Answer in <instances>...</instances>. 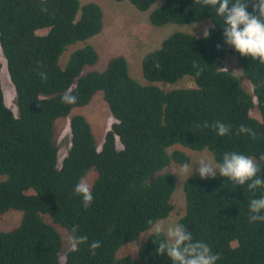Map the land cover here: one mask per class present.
Returning a JSON list of instances; mask_svg holds the SVG:
<instances>
[{
    "label": "trees",
    "instance_id": "trees-1",
    "mask_svg": "<svg viewBox=\"0 0 264 264\" xmlns=\"http://www.w3.org/2000/svg\"><path fill=\"white\" fill-rule=\"evenodd\" d=\"M113 1L148 12L155 27L207 23L209 36L172 34L144 57L147 84H141L123 56L104 72L85 70L99 60L98 49L87 43L103 30L99 4L0 0V46L19 110L7 103L0 63V219L10 211L22 216L13 229H0V264H171L157 253L148 221L179 211L177 177L165 169L190 164L185 149L209 150L217 163L226 152L243 153L264 177V63L224 45L221 20L195 0ZM231 56L235 64L226 65ZM183 78L192 84L157 85ZM66 91L77 97L75 104L62 103ZM98 92L115 119L101 148L87 117L76 112ZM64 119L70 120L71 146L60 164L55 137ZM216 121L231 125L232 133L218 136L211 127ZM240 125L257 138L237 136ZM91 171L98 173L94 181ZM86 175L94 196L87 209L74 195ZM183 192L185 211L177 223L219 256L217 264H264V222H250L248 210L264 189L249 191L217 174L190 176ZM77 225V235L89 243L73 247L69 237ZM92 241L101 243L95 255Z\"/></svg>",
    "mask_w": 264,
    "mask_h": 264
},
{
    "label": "clouds",
    "instance_id": "clouds-1",
    "mask_svg": "<svg viewBox=\"0 0 264 264\" xmlns=\"http://www.w3.org/2000/svg\"><path fill=\"white\" fill-rule=\"evenodd\" d=\"M195 3L210 9L221 20L224 45L232 47L241 57H250L264 63V0H195ZM250 5L252 6L251 12L248 10ZM42 11L46 12L47 9L43 8ZM203 35L208 38V31L205 30ZM220 48L221 45H217L218 51ZM61 101L71 105L77 102V97L70 91H66L61 96ZM7 103L11 108L15 106L16 112L12 110L15 114L19 112L14 99L12 102L7 100ZM203 127L207 128L209 125L205 123ZM211 127L220 137L232 133V126L220 121H216ZM236 135H246L253 140L257 138V134L246 125H240L236 129ZM259 159L264 161V154H261ZM196 165L198 167L195 171L201 179H215L218 172L220 176L236 185H247L249 191L264 189V177L258 175L261 172L260 165L253 157L243 153L226 152L220 163L201 158ZM180 171L188 174L189 177L193 173V166L190 168L189 164L184 163ZM74 195L82 199L85 209L92 204L94 199L92 184L87 175L82 176L75 184ZM248 210L250 222H264V195L251 199ZM148 224L149 231L157 238V253L166 255L171 264H217L219 256L213 254L203 241L194 240L191 232L182 224H165L163 221L154 222L152 220H149ZM78 231V225L71 230L69 242L73 247L89 243L87 236L77 235ZM100 247L99 241H92L89 244L92 255H95Z\"/></svg>",
    "mask_w": 264,
    "mask_h": 264
},
{
    "label": "rangeland",
    "instance_id": "rangeland-1",
    "mask_svg": "<svg viewBox=\"0 0 264 264\" xmlns=\"http://www.w3.org/2000/svg\"><path fill=\"white\" fill-rule=\"evenodd\" d=\"M80 1L82 5L89 2H95L101 6L104 12L102 32L87 41L88 44L98 49L99 60L94 67H87L85 70L89 69L90 71L104 72L111 59L123 56L128 61L131 77L141 84H147L142 68L144 57L152 51L159 49L165 39L180 31L190 34L192 33L197 36H204V31L209 29V24L207 23L190 24L187 26L169 23L160 27H155L149 21V13L138 11L129 1L122 3L113 0ZM231 59L232 60L226 62V65L230 64V66H232L235 64L236 59L232 56ZM0 63L2 64V83L5 89V95L7 99L12 102L13 90L9 86V83L11 84V82L7 71V62L4 54L2 53L1 46ZM183 79V81L181 80L182 82L179 81L175 84L157 83V85L165 88L166 90H171L173 88L192 84L189 78ZM12 108L15 109V106L13 105ZM76 112H81V114L87 117L92 126L94 135L96 136L98 147L101 148L106 132L111 129L112 124L115 122V119L104 99L103 93H96L89 105L80 108V110H76ZM70 137V120H60L55 137V141L59 146L60 162H62L68 154L69 147L71 146ZM185 151L191 156V163L189 165L190 168L193 166V173L190 176L198 175L195 171L198 167L196 163L201 158H206L217 163L214 154L209 150L192 151L190 149H185ZM180 167V164L173 163L165 169L166 172L173 173L177 177V188L174 193V201L179 209V211L176 210L174 214L163 221L165 224L177 223L179 217L185 211L183 184L190 176L188 177V174L182 173L180 171ZM95 172L96 171H91L88 174L92 181H94L98 175V173ZM217 174L219 173L217 172ZM21 218V213L10 211L7 215L3 216L2 219H0V229L6 231L13 229L20 224ZM146 237L147 236H144L141 241L138 240L137 243L134 244L139 246V244L142 243Z\"/></svg>",
    "mask_w": 264,
    "mask_h": 264
},
{
    "label": "bare ground",
    "instance_id": "bare-ground-1",
    "mask_svg": "<svg viewBox=\"0 0 264 264\" xmlns=\"http://www.w3.org/2000/svg\"><path fill=\"white\" fill-rule=\"evenodd\" d=\"M13 109V111H15L16 112V108L14 109V108H12Z\"/></svg>",
    "mask_w": 264,
    "mask_h": 264
},
{
    "label": "crops",
    "instance_id": "crops-1",
    "mask_svg": "<svg viewBox=\"0 0 264 264\" xmlns=\"http://www.w3.org/2000/svg\"><path fill=\"white\" fill-rule=\"evenodd\" d=\"M71 130V129H70ZM67 156V155H66ZM60 160V159H59ZM60 164H62V162L59 161Z\"/></svg>",
    "mask_w": 264,
    "mask_h": 264
}]
</instances>
